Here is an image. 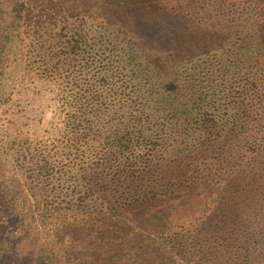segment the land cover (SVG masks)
<instances>
[{
  "label": "trees",
  "instance_id": "1",
  "mask_svg": "<svg viewBox=\"0 0 264 264\" xmlns=\"http://www.w3.org/2000/svg\"><path fill=\"white\" fill-rule=\"evenodd\" d=\"M1 3L40 67L97 81L69 104L80 168L37 210L62 219L29 264H264V0ZM21 213L0 207V264L4 241L27 264L2 231Z\"/></svg>",
  "mask_w": 264,
  "mask_h": 264
},
{
  "label": "rangeland",
  "instance_id": "2",
  "mask_svg": "<svg viewBox=\"0 0 264 264\" xmlns=\"http://www.w3.org/2000/svg\"><path fill=\"white\" fill-rule=\"evenodd\" d=\"M1 2L11 10L8 3ZM1 16L5 30L1 41L7 44L0 56V207L2 211H11V217L14 210L24 212L21 213L24 219L6 225L2 231L11 240L16 241L14 237L19 236L17 253H23L29 264L38 249L55 239L52 224L61 223L62 219L59 210L49 209L47 220L40 217L37 210H41L46 201L56 206L66 199V190L71 188L73 176L80 168L77 163L73 165L76 155L68 147L73 138L62 130V123L71 110L69 104L78 93L84 102H90V85L97 81L93 80L91 72L79 76L71 69L66 70V66L53 71L43 69L45 65L40 67L32 53L30 39L26 33H19L23 28L17 30L11 26V14L1 13ZM21 23L24 21L20 20L19 25ZM138 25L135 31L142 35L144 27ZM62 55L63 51L61 58ZM88 140L90 136L83 137L77 144L89 147ZM39 162V166L48 162L53 170L47 173L36 167ZM88 201L87 198L82 207L85 208ZM61 234L66 236L64 232ZM68 238L70 233L64 240ZM11 244V241L3 242L4 260L16 264ZM76 248H82L81 244L77 242Z\"/></svg>",
  "mask_w": 264,
  "mask_h": 264
}]
</instances>
